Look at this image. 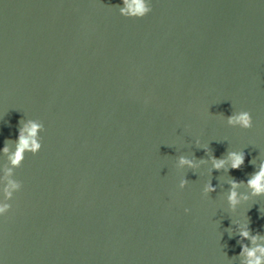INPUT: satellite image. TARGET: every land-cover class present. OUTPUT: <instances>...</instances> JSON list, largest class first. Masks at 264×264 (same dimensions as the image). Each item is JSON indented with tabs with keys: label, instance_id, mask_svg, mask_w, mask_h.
Masks as SVG:
<instances>
[{
	"label": "water",
	"instance_id": "obj_1",
	"mask_svg": "<svg viewBox=\"0 0 264 264\" xmlns=\"http://www.w3.org/2000/svg\"><path fill=\"white\" fill-rule=\"evenodd\" d=\"M119 5L0 0V150L20 121L46 129L15 170L0 264H240L236 223L264 235V197L226 200L264 160V0H151L142 19ZM241 110L250 129L227 125ZM242 150L239 170L176 168Z\"/></svg>",
	"mask_w": 264,
	"mask_h": 264
},
{
	"label": "clouds",
	"instance_id": "obj_2",
	"mask_svg": "<svg viewBox=\"0 0 264 264\" xmlns=\"http://www.w3.org/2000/svg\"><path fill=\"white\" fill-rule=\"evenodd\" d=\"M122 5L118 7L121 16L127 19H142L152 12L151 0H122ZM148 101L146 100L145 103ZM227 125L231 127H239L241 129H250L252 127V115L247 110L232 112L226 117ZM45 126L42 121L37 119H28L23 121L19 127L17 140H6L5 146L0 152L6 158V163L0 168V193L3 199L0 200V217H6L12 209L10 201L14 199L16 193L20 192L23 184L15 178V170L19 169L27 154L37 155L42 148L41 132H44ZM199 140L196 145H199ZM14 146V147H13ZM245 162L244 151H227L221 158H216L213 154L207 159H197L193 157L180 155L176 160V168L179 170L190 169L195 170L201 165L210 164L209 174L215 170L217 172H226L229 170H239ZM250 163L255 166V171L249 175L247 181L236 180L231 178L227 181L229 185L226 200L231 211L235 212L238 206L248 202L254 197H264V160L258 165L253 158ZM195 174V172H193ZM188 184V179L183 177L179 180V189H184ZM245 188L246 192H240L239 189ZM216 191L211 181L205 183L203 187V195L209 196ZM185 211H189L185 209ZM250 219L247 222L236 223V235L239 236L237 241L241 246L238 256L240 264H264V235L257 232L253 234L249 227ZM231 230V227L227 228ZM231 237V235H229ZM244 241H250V246Z\"/></svg>",
	"mask_w": 264,
	"mask_h": 264
}]
</instances>
